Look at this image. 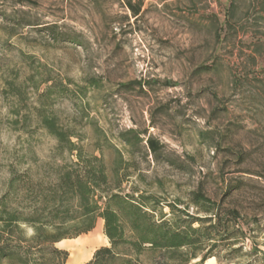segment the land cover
<instances>
[{
	"label": "rangeland",
	"instance_id": "rangeland-1",
	"mask_svg": "<svg viewBox=\"0 0 264 264\" xmlns=\"http://www.w3.org/2000/svg\"><path fill=\"white\" fill-rule=\"evenodd\" d=\"M43 113L109 171L122 153L125 190L191 213L197 188L264 187V0H0V199L19 178L15 204L36 201L76 159ZM233 200L252 222L264 191ZM251 226L246 247L264 251V213ZM57 245L84 264L110 243L99 218Z\"/></svg>",
	"mask_w": 264,
	"mask_h": 264
},
{
	"label": "trees",
	"instance_id": "trees-1",
	"mask_svg": "<svg viewBox=\"0 0 264 264\" xmlns=\"http://www.w3.org/2000/svg\"><path fill=\"white\" fill-rule=\"evenodd\" d=\"M128 5L137 16L139 9ZM41 122L61 149L74 153L76 159L61 166L53 184L29 204H15L10 194L18 190L19 178L10 181L9 192L0 199V264H66L70 253L57 244L91 232L99 218L110 245L97 248L84 264H204L211 257L218 264L235 260L264 264V251L256 243L246 247L252 223L255 229L260 227L264 202L256 206L252 222H246L248 213L233 200L250 186L264 191L262 184L228 185L218 199L203 188L192 190L194 214L179 206L184 203L180 198L163 202L153 193L125 190L131 174L128 166H122L126 162L122 153L109 171L103 156L84 154L56 118L43 113ZM149 147L154 153L160 151L153 138Z\"/></svg>",
	"mask_w": 264,
	"mask_h": 264
},
{
	"label": "bare ground",
	"instance_id": "bare-ground-1",
	"mask_svg": "<svg viewBox=\"0 0 264 264\" xmlns=\"http://www.w3.org/2000/svg\"><path fill=\"white\" fill-rule=\"evenodd\" d=\"M83 259L84 258L79 253L77 256L72 257L71 264H76V263L82 261ZM204 264H217V262L214 260V257H211Z\"/></svg>",
	"mask_w": 264,
	"mask_h": 264
},
{
	"label": "water",
	"instance_id": "water-1",
	"mask_svg": "<svg viewBox=\"0 0 264 264\" xmlns=\"http://www.w3.org/2000/svg\"><path fill=\"white\" fill-rule=\"evenodd\" d=\"M214 245H216V244H214Z\"/></svg>",
	"mask_w": 264,
	"mask_h": 264
}]
</instances>
